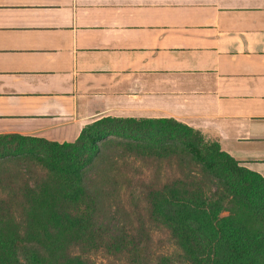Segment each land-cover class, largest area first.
Instances as JSON below:
<instances>
[{
    "label": "crops",
    "instance_id": "crops-1",
    "mask_svg": "<svg viewBox=\"0 0 264 264\" xmlns=\"http://www.w3.org/2000/svg\"><path fill=\"white\" fill-rule=\"evenodd\" d=\"M172 119L264 176V0H0V134Z\"/></svg>",
    "mask_w": 264,
    "mask_h": 264
},
{
    "label": "trees",
    "instance_id": "trees-1",
    "mask_svg": "<svg viewBox=\"0 0 264 264\" xmlns=\"http://www.w3.org/2000/svg\"><path fill=\"white\" fill-rule=\"evenodd\" d=\"M98 254L264 264V176L172 119L103 117L62 143L0 134V264Z\"/></svg>",
    "mask_w": 264,
    "mask_h": 264
},
{
    "label": "rangeland",
    "instance_id": "rangeland-1",
    "mask_svg": "<svg viewBox=\"0 0 264 264\" xmlns=\"http://www.w3.org/2000/svg\"><path fill=\"white\" fill-rule=\"evenodd\" d=\"M144 170H146V169H144ZM146 172H148V171H146ZM145 175H147V173H145ZM110 212H111V210H110ZM111 223H115L113 219L111 220ZM111 259H112L111 257L107 258V257L103 256L102 254L101 255L98 254L96 256H93L94 264H111L112 263Z\"/></svg>",
    "mask_w": 264,
    "mask_h": 264
}]
</instances>
